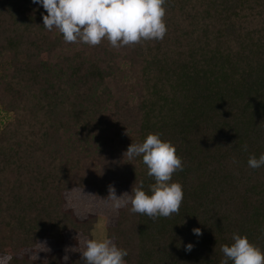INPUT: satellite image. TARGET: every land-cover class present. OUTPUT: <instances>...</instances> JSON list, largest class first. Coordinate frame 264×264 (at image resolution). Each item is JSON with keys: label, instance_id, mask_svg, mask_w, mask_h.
I'll return each instance as SVG.
<instances>
[{"label": "trees", "instance_id": "trees-1", "mask_svg": "<svg viewBox=\"0 0 264 264\" xmlns=\"http://www.w3.org/2000/svg\"><path fill=\"white\" fill-rule=\"evenodd\" d=\"M164 7L163 40L117 49L66 43L42 5L0 0V264H85L99 214L126 264H220L233 233L264 251V166H248L264 153V0ZM149 133L183 164L179 213L155 221L103 200L109 185L150 194L142 156H124Z\"/></svg>", "mask_w": 264, "mask_h": 264}, {"label": "clouds", "instance_id": "clouds-1", "mask_svg": "<svg viewBox=\"0 0 264 264\" xmlns=\"http://www.w3.org/2000/svg\"><path fill=\"white\" fill-rule=\"evenodd\" d=\"M32 3L42 5L47 13L43 15V27L48 31L57 29L70 44L81 42L98 46L106 38L111 47L119 49L142 41L163 40L167 33L166 0H32ZM243 147L246 151L247 145ZM125 155L129 160L142 156L147 175L155 182L148 186L150 194L141 181L138 185L134 183L131 194L125 192L119 197L115 187L109 185L108 196L103 199L105 204L114 209L130 204V213L147 215L153 221L178 214L184 193L179 182H172V176L183 170V164L175 146L163 141L160 134L149 133L142 143H132ZM248 166L252 169L264 166V153L259 158L250 155ZM193 233L202 235L200 228H194ZM232 240L231 246H221L225 258L220 264H229V261L264 264V251L246 235L233 233ZM80 246L85 264H126L127 250L117 247L109 238L84 239ZM192 248L189 243L185 251L190 252Z\"/></svg>", "mask_w": 264, "mask_h": 264}, {"label": "rangeland", "instance_id": "rangeland-1", "mask_svg": "<svg viewBox=\"0 0 264 264\" xmlns=\"http://www.w3.org/2000/svg\"><path fill=\"white\" fill-rule=\"evenodd\" d=\"M106 215H98L96 222L93 224L90 229V234L92 239H102L106 238Z\"/></svg>", "mask_w": 264, "mask_h": 264}]
</instances>
